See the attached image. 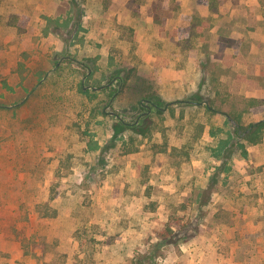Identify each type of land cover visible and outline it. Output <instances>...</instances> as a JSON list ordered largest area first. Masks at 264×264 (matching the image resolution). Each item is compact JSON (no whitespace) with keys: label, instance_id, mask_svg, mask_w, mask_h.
<instances>
[{"label":"rangeland","instance_id":"1","mask_svg":"<svg viewBox=\"0 0 264 264\" xmlns=\"http://www.w3.org/2000/svg\"><path fill=\"white\" fill-rule=\"evenodd\" d=\"M246 98L264 0H0V264H264Z\"/></svg>","mask_w":264,"mask_h":264},{"label":"trees","instance_id":"2","mask_svg":"<svg viewBox=\"0 0 264 264\" xmlns=\"http://www.w3.org/2000/svg\"><path fill=\"white\" fill-rule=\"evenodd\" d=\"M135 69L136 68L133 66L128 68V72H127L128 75L134 74ZM112 79H115V75L111 76V80ZM111 80H109L103 86H100L99 89L102 90V89H106L107 87H109V85L111 84L110 82ZM124 80L125 79L120 80V85L124 84ZM196 96H200V95L196 94ZM194 99L196 101L198 98H194ZM245 101H246L247 108H242L239 111L232 110V111L227 112L228 113L227 117L230 118L234 122L232 133H233V136L237 139L236 145L239 149H241L242 155L246 154L245 152L246 146L259 143L264 136V118L250 122L246 125L242 123L243 113L248 111V107L250 105H256L259 103L255 98H246ZM197 103H200V102H197ZM166 106L170 108V102L166 103ZM205 106L210 111H213V112L218 111V110H214L215 108L213 107L212 102L209 99L207 100V103H205ZM130 126H131V129H133V127H135V123ZM124 127L127 128V125L124 122L119 121L118 126H116V129H115V134L122 132V129H124ZM225 154L227 155V153ZM181 228L183 229V225L180 226V229ZM156 257H157V254L155 252V249H149L144 253L137 252L133 256L131 264H157L155 262Z\"/></svg>","mask_w":264,"mask_h":264},{"label":"water","instance_id":"3","mask_svg":"<svg viewBox=\"0 0 264 264\" xmlns=\"http://www.w3.org/2000/svg\"><path fill=\"white\" fill-rule=\"evenodd\" d=\"M230 121L234 124V122L230 119Z\"/></svg>","mask_w":264,"mask_h":264}]
</instances>
